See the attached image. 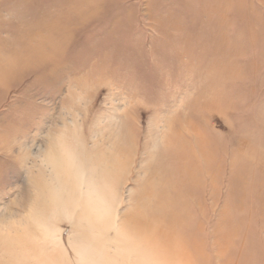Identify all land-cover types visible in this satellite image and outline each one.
<instances>
[{
	"label": "rangeland",
	"instance_id": "obj_1",
	"mask_svg": "<svg viewBox=\"0 0 264 264\" xmlns=\"http://www.w3.org/2000/svg\"><path fill=\"white\" fill-rule=\"evenodd\" d=\"M0 264H264V0H0Z\"/></svg>",
	"mask_w": 264,
	"mask_h": 264
}]
</instances>
